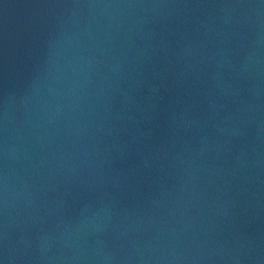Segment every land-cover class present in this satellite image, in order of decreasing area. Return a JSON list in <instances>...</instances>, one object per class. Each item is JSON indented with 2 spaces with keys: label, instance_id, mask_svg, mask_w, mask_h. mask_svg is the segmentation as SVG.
Returning a JSON list of instances; mask_svg holds the SVG:
<instances>
[{
  "label": "water",
  "instance_id": "95a60500",
  "mask_svg": "<svg viewBox=\"0 0 264 264\" xmlns=\"http://www.w3.org/2000/svg\"><path fill=\"white\" fill-rule=\"evenodd\" d=\"M0 264H264V0H0Z\"/></svg>",
  "mask_w": 264,
  "mask_h": 264
}]
</instances>
